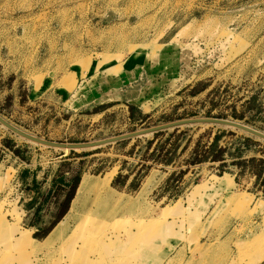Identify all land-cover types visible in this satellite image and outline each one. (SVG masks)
I'll use <instances>...</instances> for the list:
<instances>
[{
  "label": "rangeland",
  "instance_id": "obj_1",
  "mask_svg": "<svg viewBox=\"0 0 264 264\" xmlns=\"http://www.w3.org/2000/svg\"><path fill=\"white\" fill-rule=\"evenodd\" d=\"M0 116L66 144L190 118L264 133V0H0ZM156 134L63 150L0 123V264H67L91 208L99 247L138 234L118 264H264V140L204 124ZM83 175L99 191L67 220Z\"/></svg>",
  "mask_w": 264,
  "mask_h": 264
},
{
  "label": "bare ground",
  "instance_id": "obj_2",
  "mask_svg": "<svg viewBox=\"0 0 264 264\" xmlns=\"http://www.w3.org/2000/svg\"><path fill=\"white\" fill-rule=\"evenodd\" d=\"M95 95V94H92ZM93 98V96H86L84 97L81 102L82 103H87V104H91V99ZM89 104V105H90ZM1 117V116H0ZM3 118V117H2ZM4 119V118H3ZM6 122H8L9 124H11L9 121H7L6 119H4ZM12 125V124H11ZM22 137V136H21ZM34 142V141H33ZM110 181V180H109ZM98 181L90 179L89 177L83 175L81 182L78 186L76 195L71 203V207L69 210V213L66 217V219H71V217H74L77 213L79 212H84L83 208L85 207L87 209L90 200L88 197V194L91 191H99L98 187ZM108 186V185H107ZM108 189V187H107ZM105 190V189H104ZM112 190V189H111ZM110 191V190H109ZM107 190V192H109ZM116 191V190H115ZM106 193V192H105ZM93 195V194H92ZM112 195H114V193H112L111 191L109 192V194L106 196L109 198H114L112 197ZM92 197V196H90ZM96 197H99L98 194ZM117 197V196H116ZM126 197V196H124ZM97 200V198H96ZM122 200V199H121ZM125 200V199H124ZM132 200V199H131ZM137 200V199H135ZM112 201V200H111ZM113 203V202H112ZM120 203V202H119ZM116 204V203H115ZM112 205V204H111ZM95 206V205H94ZM117 206V205H116ZM128 206V205H127ZM111 207V206H110ZM109 208V207H108ZM115 208V207H114ZM127 208V207H126ZM128 209V208H127ZM94 210V209H93ZM107 210V209H106ZM87 211V210H86ZM124 211V210H123ZM121 211V212H123ZM130 211V210H128ZM95 212V210H94ZM117 212V209L115 210V213ZM120 212V213H121ZM125 212V211H124ZM131 212V211H130ZM134 212V211H133ZM132 212V213H133ZM81 213V214H82ZM106 213V212H105ZM114 213V214H115ZM127 213V211H126ZM135 213V212H134ZM112 214V213H111ZM117 214V213H116ZM80 215V214H78ZM122 215V213L120 214ZM127 215V214H126ZM132 215V214H131ZM98 216V215H97ZM114 216V215H113ZM119 216V214H118ZM136 216V215H135ZM77 217V216H76ZM79 217V216H78ZM102 217V216H101ZM109 217V216H107ZM75 218V217H74ZM98 220V217L94 216L92 214V208L91 210L84 212L83 215L80 217L79 222L77 223L76 227H75V232L73 237H69L66 240V243L69 244L71 240H73L75 238V235H77V237H81V241L83 242V245L80 249H73L70 251V261L67 264H98L101 260H105L106 262H109V264H118V262L121 260L120 258V252L124 251V250H129L131 252H134V246L137 244V235H119L118 233H112L110 235L107 236V239L104 241V243H101V246L99 247L98 243H97V238L95 236V230L91 229L90 225L92 223V225H95L94 222L95 220ZM118 219L119 217H116L113 219L115 220V223H118ZM72 220V219H71ZM96 220V221H97ZM108 220V219H107ZM101 221V220H100ZM106 221V220H105ZM109 221V220H108ZM122 221V220H119ZM61 222V221H60ZM59 222V223H60ZM63 222V221H62ZM107 222V221H106ZM111 222V221H110ZM96 223V222H95ZM136 223V222H135ZM68 224V223H67ZM111 226V225H110ZM65 225L63 224H59L57 227H55L53 229V231L49 234V236L46 238V241H50L52 238L56 237L58 234H60L62 232V230H64ZM67 227V226H66ZM115 227V226H114ZM118 227V226H117ZM124 227V226H123ZM120 228V225L118 227V230ZM116 230V229H115ZM127 230V229H126ZM68 230H66L67 232ZM129 233V231H128ZM63 234V233H62ZM105 235V234H104ZM124 236V237H123ZM103 237V236H102ZM101 237V238H102ZM100 238V239H101ZM127 239V240H126ZM32 240V239H31ZM100 241V240H99ZM81 242V243H82ZM124 243L123 247H121V245ZM33 244V243H32ZM46 244V243H44ZM48 244V243H47ZM35 247V246H34ZM210 247V246H209ZM209 247L205 248V246L203 247L202 244L199 246V248H197L196 250H201L202 253L207 254L209 252ZM48 248V247H47ZM62 248V247H61ZM124 248V249H123ZM137 248V247H136ZM212 248V247H211ZM38 249V248H37ZM138 249V248H137ZM62 250V249H61ZM129 251H125V255L129 254ZM93 253L94 256H90L88 259H84L81 261H78V259H81L84 255H89ZM128 253V254H127ZM200 253V252H199ZM200 253V254H202ZM131 255V254H129ZM96 256L98 258H96ZM202 256V255H200ZM203 257V256H202Z\"/></svg>",
  "mask_w": 264,
  "mask_h": 264
},
{
  "label": "water",
  "instance_id": "obj_3",
  "mask_svg": "<svg viewBox=\"0 0 264 264\" xmlns=\"http://www.w3.org/2000/svg\"><path fill=\"white\" fill-rule=\"evenodd\" d=\"M0 123H2L4 126H6L9 130L14 132L15 134L22 136L23 138L37 142L38 144L48 146V147H54L58 149H63V150H95L99 149L101 147H104L106 145H110L112 143L132 139L135 137H140L144 135H149V134H154V133H159L163 132L169 129H176L182 126L186 125H198V124H204V125H216V126H223V127H228L232 129H238L241 131H244L248 134H251L255 137H258L262 140H264V133L255 130L245 124L238 123L236 121H231L227 119H221V118H190V119H183V120H178L175 122L163 124L160 126H155L151 127L148 129H144L141 131H135L129 134H124L120 135L117 137L113 138H108L104 140H98V141H92V142H86V143H71V144H66V143H57V142H51L47 141L35 136H32L30 134H27L26 132H23L22 130L14 127L13 125L9 124L6 122L2 117H0Z\"/></svg>",
  "mask_w": 264,
  "mask_h": 264
},
{
  "label": "crops",
  "instance_id": "obj_4",
  "mask_svg": "<svg viewBox=\"0 0 264 264\" xmlns=\"http://www.w3.org/2000/svg\"><path fill=\"white\" fill-rule=\"evenodd\" d=\"M24 179V178H23ZM26 184V186L28 187V186H30V185H34L35 183H38V179L37 178H35V177H32V178H25L24 180H23ZM21 183H22V176H21ZM52 189H51V186H49V184H48V187H50L49 188V192H48V194H51V193H53L54 192V185H55V183L53 182L52 184ZM41 190V189H40ZM40 193H42L41 191L40 192H38V189H35L34 191H33V195H32V199H33V201H34V203H35V205H37L38 204V202H40V200H41V197H39V195H40ZM48 196V195H47ZM47 198V197H46Z\"/></svg>",
  "mask_w": 264,
  "mask_h": 264
},
{
  "label": "trees",
  "instance_id": "obj_5",
  "mask_svg": "<svg viewBox=\"0 0 264 264\" xmlns=\"http://www.w3.org/2000/svg\"><path fill=\"white\" fill-rule=\"evenodd\" d=\"M176 131H177V130H176ZM162 133H163V132H161V133H157V134L155 135V137H159ZM80 182H81V178L78 177V178L76 179V181H75V184H74V186H73V188H72V191L68 194V196H67V198H66L67 203H70L71 201H73V199H74V194H75V192H77V189H78V186H79ZM75 195H76V194H75Z\"/></svg>",
  "mask_w": 264,
  "mask_h": 264
}]
</instances>
